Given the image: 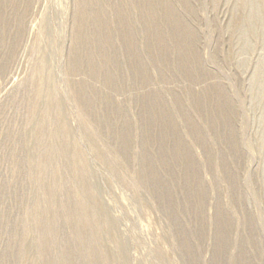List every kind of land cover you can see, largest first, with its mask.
<instances>
[{
  "label": "rangeland",
  "instance_id": "rangeland-1",
  "mask_svg": "<svg viewBox=\"0 0 264 264\" xmlns=\"http://www.w3.org/2000/svg\"><path fill=\"white\" fill-rule=\"evenodd\" d=\"M0 264H264V0H0Z\"/></svg>",
  "mask_w": 264,
  "mask_h": 264
}]
</instances>
